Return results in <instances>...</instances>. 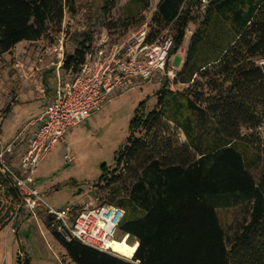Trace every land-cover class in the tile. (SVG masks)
Listing matches in <instances>:
<instances>
[{
  "label": "trees",
  "instance_id": "trees-1",
  "mask_svg": "<svg viewBox=\"0 0 264 264\" xmlns=\"http://www.w3.org/2000/svg\"><path fill=\"white\" fill-rule=\"evenodd\" d=\"M119 1L103 0V12L109 15ZM145 2L130 0L132 6ZM75 7L76 0H0V60L22 42L60 33ZM200 8L192 0L159 1L148 39L157 41L171 26V55L182 48L193 11L201 12L175 79L188 87L173 91L166 80L156 107L137 110L114 168L100 177L107 186L129 184L107 204L126 211L120 230L139 242L133 260L52 230L75 264H264V146L254 155L264 124V0H213L205 12ZM220 28L226 34L216 40ZM91 41L85 33L74 52L67 51L68 77L78 73ZM207 44L216 54L202 59ZM2 194L12 205L21 200L0 172Z\"/></svg>",
  "mask_w": 264,
  "mask_h": 264
},
{
  "label": "rangeland",
  "instance_id": "rangeland-1",
  "mask_svg": "<svg viewBox=\"0 0 264 264\" xmlns=\"http://www.w3.org/2000/svg\"><path fill=\"white\" fill-rule=\"evenodd\" d=\"M159 1L147 0V4L145 2L141 6H132L130 0H120L116 8L107 15L102 9L103 0H76V15L68 12L65 18L68 53L74 52L77 42L83 40L85 33L91 35L92 47L97 46L106 36L113 43L127 39L153 18ZM131 6L133 14L128 13ZM131 15H135V19L129 20ZM192 16L194 20L187 30L182 48L175 55L172 54L169 60V66L173 67L176 74L184 66L192 37L202 20L200 11H193ZM189 30L193 33H189ZM218 32L219 37L216 40L222 39L226 34L224 28H220ZM57 34L52 31L51 35L39 43L19 44L12 54H6L0 60V135L5 141L13 139L23 128H27L21 135V141L25 144V139L36 129L30 127L38 125L25 126L31 120L32 106L16 109V112L8 117L5 115L9 106L19 104L15 102V94L5 82L9 74L12 76L16 70L14 66L20 58L31 56L37 59V55L52 43ZM161 36L173 37L171 26L164 30ZM214 54L215 48L207 44L200 57L205 59ZM62 77L70 79L65 72ZM50 79V82L44 81L46 87L49 84L56 85L54 75ZM166 80L173 91H184L188 87L159 74L151 82H141L134 89L117 92L101 111L68 133L65 144L59 142L56 145L40 165L35 183V187L46 196V201L51 207L80 210L87 208L89 204L93 207L107 204L117 188H121V197L124 196L125 191L122 190L128 188V183L107 186L105 182H100V177L107 168H114L118 150L126 144L131 135V123L137 110L145 108L146 112H149L156 107V92ZM169 134L180 142L184 140V136L177 131H170ZM256 136L262 143L254 147V155L264 146V124L257 130ZM66 146L75 154L74 164L66 163ZM21 157L20 151L11 156L19 162ZM18 205L19 203L12 205L10 199L1 195L0 264H24L26 260H30V264H75L54 236L52 230L56 231V226H53L51 218L43 213L35 218L26 210L18 211ZM124 235L119 230L116 240L121 241ZM135 242V239H129L131 245Z\"/></svg>",
  "mask_w": 264,
  "mask_h": 264
},
{
  "label": "built area",
  "instance_id": "built-area-1",
  "mask_svg": "<svg viewBox=\"0 0 264 264\" xmlns=\"http://www.w3.org/2000/svg\"><path fill=\"white\" fill-rule=\"evenodd\" d=\"M192 1L205 12L213 0ZM151 20L123 41L113 43L107 36L103 38L92 47L78 73L70 79L62 77L68 41L64 22L61 32L37 55V70L42 74L51 71L56 79L55 97L43 114L29 123L30 126L38 124V128L30 138L18 167L11 166L9 160L21 135L8 143L0 135V172L8 176L11 186L20 196L18 211L26 210L35 218L41 213L46 214L56 226V231L67 240H76L129 261L133 258L122 256L110 245L126 217L123 208L89 204L80 210L70 207L56 209L47 203L46 196L35 187V183L40 165L56 145L59 142L65 144L66 135L101 111L115 93L134 89L141 82H151L159 74L175 81L177 74L169 66L175 41L172 36H161L157 41L149 42ZM188 32L193 33L191 30ZM14 67L21 69L23 64L17 61ZM39 90L47 95L44 82ZM64 158L67 164L75 162V154L69 146H66ZM123 239L129 240L130 236L124 235Z\"/></svg>",
  "mask_w": 264,
  "mask_h": 264
},
{
  "label": "crops",
  "instance_id": "crops-1",
  "mask_svg": "<svg viewBox=\"0 0 264 264\" xmlns=\"http://www.w3.org/2000/svg\"><path fill=\"white\" fill-rule=\"evenodd\" d=\"M22 43H39V41L38 42H22ZM17 46H16V49H17ZM18 62H21L23 64V68L16 69L13 72L12 76L11 74H9L10 76L7 78L5 83L10 86L9 89H11V92L15 94V102H19V104L9 106L8 108H10V111L6 116L8 117L14 114L16 112V109L21 110V109H25V107L27 106H32L33 109H32V112L30 113L31 120L25 125V126H28L31 121L37 119L43 114L47 106L54 99L55 85L49 84L47 87L48 88L47 95L46 96L43 95L39 89L44 81L46 82V80H48L50 82L51 80L50 78L52 77L51 71L45 72L44 74L39 72L37 70L38 69L37 59L34 57L32 58L31 56H27L22 59L20 58ZM35 103H38V104H35ZM30 128L37 129L38 125L32 126ZM30 128L28 127V129ZM26 129L23 128L19 132V134L22 135L23 131ZM35 131H33L32 134H30L29 137L25 139V144L22 143L21 136H20L19 142L16 146L15 153L16 151H20L21 156L24 154V152L26 151L28 147V142L30 138L33 136ZM18 135H16L13 139L9 141H5L3 139V136L1 137L4 142L8 143L14 140ZM9 162L11 163V166L13 167H18L20 163L17 159H12V158L9 160Z\"/></svg>",
  "mask_w": 264,
  "mask_h": 264
},
{
  "label": "bare ground",
  "instance_id": "bare-ground-1",
  "mask_svg": "<svg viewBox=\"0 0 264 264\" xmlns=\"http://www.w3.org/2000/svg\"><path fill=\"white\" fill-rule=\"evenodd\" d=\"M110 245L115 252L122 254V256L133 258L139 247V242H135L131 245L128 239H123L121 241L113 239Z\"/></svg>",
  "mask_w": 264,
  "mask_h": 264
}]
</instances>
